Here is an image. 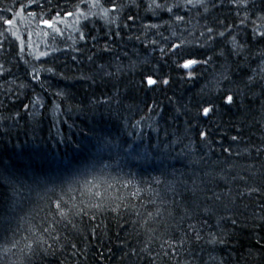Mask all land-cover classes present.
Wrapping results in <instances>:
<instances>
[{
  "label": "trees",
  "instance_id": "1",
  "mask_svg": "<svg viewBox=\"0 0 264 264\" xmlns=\"http://www.w3.org/2000/svg\"><path fill=\"white\" fill-rule=\"evenodd\" d=\"M0 16V264H264V0Z\"/></svg>",
  "mask_w": 264,
  "mask_h": 264
},
{
  "label": "snow or ice",
  "instance_id": "2",
  "mask_svg": "<svg viewBox=\"0 0 264 264\" xmlns=\"http://www.w3.org/2000/svg\"><path fill=\"white\" fill-rule=\"evenodd\" d=\"M93 6H95V5H93ZM67 14H68V15H72L71 12H69V13H67ZM29 15L31 16V15H34V14L29 13ZM57 15H59V14H57ZM57 22H58V21L56 20V18H53V21H52V22H50V21H48V20H43V21H42V23H44V24L47 25L48 27H54L55 23H57ZM4 23H5V24H8V25H12L13 21H12V20H9V19H5V20H4ZM55 30H56L57 32L59 31L58 28H56ZM208 31L211 33V32H212V29L209 28ZM2 34H3V33H0V35H2ZM220 35H223V33H220ZM261 35H264V33H261ZM81 38H83V35H81ZM174 47H179V46H174ZM235 47H238V46L235 45V43H234V48H235ZM221 55H223V52H221ZM209 59H210V58H209ZM195 63H197L196 60H188L187 62L184 63L183 67H184L185 69H188V68H190V67H191L193 64H195ZM205 63H207V61H205ZM49 71H51V69H49ZM220 77H221V79H223V80L228 79L227 75L224 74V73H221V74H220ZM156 82H157L156 80H153V79H151V78L148 79V84H149V85H154V84H156ZM164 83L167 84L168 81L165 80ZM215 83L218 85V84L220 83V80H217ZM235 95H236L235 92H232V91L230 90V91H229V94L226 95V97L224 98V103L227 104V105H229V106H231L232 104H234V103H235V99H234ZM213 110H214V106L211 107V108H210V107H204V108H203V115L208 116L209 113H210L211 111H213ZM201 136H202V137L206 136V133H201ZM233 139H236V137H233ZM105 143H110V142H105ZM57 207H59V205H57ZM198 238H199V237H198ZM210 242L215 243V240H212V241H210Z\"/></svg>",
  "mask_w": 264,
  "mask_h": 264
},
{
  "label": "rangeland",
  "instance_id": "3",
  "mask_svg": "<svg viewBox=\"0 0 264 264\" xmlns=\"http://www.w3.org/2000/svg\"><path fill=\"white\" fill-rule=\"evenodd\" d=\"M3 19V17L2 16H0V21Z\"/></svg>",
  "mask_w": 264,
  "mask_h": 264
}]
</instances>
